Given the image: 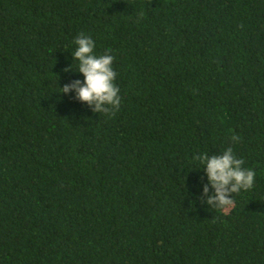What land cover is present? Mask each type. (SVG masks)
I'll use <instances>...</instances> for the list:
<instances>
[{"label": "trees", "instance_id": "obj_1", "mask_svg": "<svg viewBox=\"0 0 264 264\" xmlns=\"http://www.w3.org/2000/svg\"><path fill=\"white\" fill-rule=\"evenodd\" d=\"M80 33L115 115L61 92ZM229 146L254 185L211 208ZM0 264H264V0H0Z\"/></svg>", "mask_w": 264, "mask_h": 264}, {"label": "clouds", "instance_id": "obj_2", "mask_svg": "<svg viewBox=\"0 0 264 264\" xmlns=\"http://www.w3.org/2000/svg\"><path fill=\"white\" fill-rule=\"evenodd\" d=\"M72 52L77 60L79 71L84 80H73L61 87L62 93L75 91V97L91 107L94 113L115 115L120 109V89L115 83L117 73L113 68L114 57L108 53L95 54V42L89 35L80 33L74 40ZM232 142L240 137L231 135ZM207 174L208 183L204 184L201 199L211 208H227L233 205L232 196L241 190L247 191L254 185L255 171L245 169L244 161L237 158L231 146L221 154L201 153L193 157ZM209 185L214 190L210 192Z\"/></svg>", "mask_w": 264, "mask_h": 264}]
</instances>
